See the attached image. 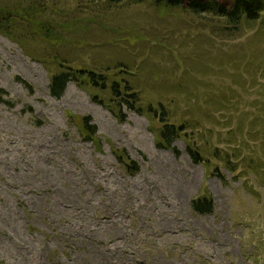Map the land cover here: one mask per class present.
<instances>
[{"label":"rangeland","instance_id":"374dc122","mask_svg":"<svg viewBox=\"0 0 264 264\" xmlns=\"http://www.w3.org/2000/svg\"><path fill=\"white\" fill-rule=\"evenodd\" d=\"M22 2L54 42L27 39L22 23L33 58L0 34V88L13 104L0 103V264H264V16L229 35L218 20L149 3ZM55 59L128 66L144 108L162 104L189 126L181 157L156 149L150 116L120 124L74 83L52 98ZM85 116L103 152L82 139ZM186 143L229 149L239 180L210 176L218 161L194 165ZM112 147L140 174L126 175ZM208 194L214 213L196 215L191 201Z\"/></svg>","mask_w":264,"mask_h":264},{"label":"trees","instance_id":"16d2710c","mask_svg":"<svg viewBox=\"0 0 264 264\" xmlns=\"http://www.w3.org/2000/svg\"><path fill=\"white\" fill-rule=\"evenodd\" d=\"M103 1H105L104 5L111 6L127 3L133 5L149 3L153 4L156 9L164 11L185 10V12L195 17H207L211 22L212 20L220 21L221 30L229 35L238 34L244 23L254 24L264 16V0ZM23 6L24 2L22 0H0V34L18 43L30 57L34 58L33 52L27 48L24 39L21 38L18 32L22 23V33L27 39H33L36 36L42 40H47L51 44L54 41L49 35V27L45 26L49 23L41 24L37 21L38 10L31 8L25 11ZM29 24L35 27V31ZM39 61L42 60L39 58ZM55 62L59 70L52 74L50 78L49 91L52 98L61 100L65 96L69 85L74 83L79 88L90 92L91 101L110 112L120 124L127 123L129 113H134L141 117L150 116L160 124V128H157L155 133L156 149L159 151H170L177 159L181 157L182 153L175 145L183 137H187L189 126L172 123L169 111L162 104L157 108L153 105H148L144 108L134 83H131L127 78L130 75L128 66L120 63L115 68H73L72 63L65 59H55ZM17 81L24 87L31 89L28 82L19 77ZM4 94H6L5 90L0 88V103L12 107L13 104L11 102L4 100ZM73 118L74 116H72ZM78 120L82 139L87 143H92L99 152H103V142L98 137V126L93 123V118L85 116L78 118ZM186 154L194 165L210 166L211 161H218L222 168L220 166L215 167L210 176L219 179L224 184H228V177L225 172L234 175V181L239 180L240 176H235L239 169L234 163L238 159H234L236 154H231L229 149L224 150L220 146L214 145L207 148L199 143H186ZM112 155L126 175L134 178L140 174L141 166L130 157L126 149L112 147ZM191 209L196 215L210 216L215 211V203L208 194L192 200Z\"/></svg>","mask_w":264,"mask_h":264}]
</instances>
